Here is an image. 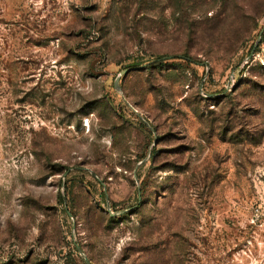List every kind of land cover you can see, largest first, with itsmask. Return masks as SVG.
<instances>
[{
  "label": "rangeland",
  "instance_id": "obj_1",
  "mask_svg": "<svg viewBox=\"0 0 264 264\" xmlns=\"http://www.w3.org/2000/svg\"><path fill=\"white\" fill-rule=\"evenodd\" d=\"M263 27L264 0H0V264H264Z\"/></svg>",
  "mask_w": 264,
  "mask_h": 264
},
{
  "label": "water",
  "instance_id": "obj_2",
  "mask_svg": "<svg viewBox=\"0 0 264 264\" xmlns=\"http://www.w3.org/2000/svg\"><path fill=\"white\" fill-rule=\"evenodd\" d=\"M263 29H264V27L260 30L259 35L262 33ZM255 46H256V43L252 46V48H251V52H250V54L248 55V59H250V58L252 57L253 52H254V49H255ZM137 68H139V67H129V68H125V69L121 70V71L119 72V74L116 76V78H115V80H114V83L117 82L118 77L121 76L122 74H125V73H127V72H129V71L135 70V69H137ZM135 112H137V111L135 110ZM139 116H140V115H139ZM140 117H141V116H140ZM138 194H139V188H138ZM110 214H112V213H110ZM78 250H79L80 254H82L81 250H80V249H78ZM85 262H86V264H90V262H89V260H88L87 258H85Z\"/></svg>",
  "mask_w": 264,
  "mask_h": 264
},
{
  "label": "built area",
  "instance_id": "obj_3",
  "mask_svg": "<svg viewBox=\"0 0 264 264\" xmlns=\"http://www.w3.org/2000/svg\"><path fill=\"white\" fill-rule=\"evenodd\" d=\"M263 215V208L258 205L253 208V219H257V217Z\"/></svg>",
  "mask_w": 264,
  "mask_h": 264
}]
</instances>
